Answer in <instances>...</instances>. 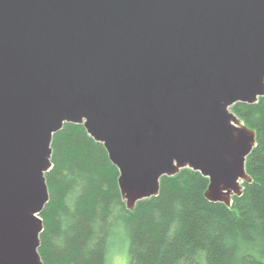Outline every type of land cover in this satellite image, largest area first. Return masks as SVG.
I'll return each mask as SVG.
<instances>
[{
    "label": "water",
    "instance_id": "95a60500",
    "mask_svg": "<svg viewBox=\"0 0 264 264\" xmlns=\"http://www.w3.org/2000/svg\"><path fill=\"white\" fill-rule=\"evenodd\" d=\"M264 97V0H0V264H43L51 142L82 124L126 207L189 168L240 196Z\"/></svg>",
    "mask_w": 264,
    "mask_h": 264
},
{
    "label": "trees",
    "instance_id": "16d2710c",
    "mask_svg": "<svg viewBox=\"0 0 264 264\" xmlns=\"http://www.w3.org/2000/svg\"><path fill=\"white\" fill-rule=\"evenodd\" d=\"M230 110L255 131L256 146L245 162L250 181L229 207L208 201V179L184 168L160 178L157 196L128 209L103 144L82 124L64 123L45 173L42 263L107 264L121 236L129 264H264V97Z\"/></svg>",
    "mask_w": 264,
    "mask_h": 264
},
{
    "label": "rangeland",
    "instance_id": "374dc122",
    "mask_svg": "<svg viewBox=\"0 0 264 264\" xmlns=\"http://www.w3.org/2000/svg\"><path fill=\"white\" fill-rule=\"evenodd\" d=\"M113 249L115 251L109 257L107 264H129L126 239L121 236L116 238L114 240Z\"/></svg>",
    "mask_w": 264,
    "mask_h": 264
}]
</instances>
